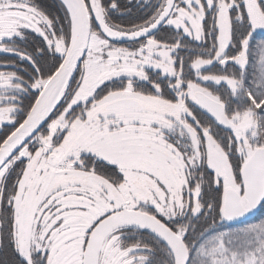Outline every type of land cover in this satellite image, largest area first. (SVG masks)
Wrapping results in <instances>:
<instances>
[{"label":"snow or ice","instance_id":"obj_1","mask_svg":"<svg viewBox=\"0 0 264 264\" xmlns=\"http://www.w3.org/2000/svg\"><path fill=\"white\" fill-rule=\"evenodd\" d=\"M123 9L0 0V254L264 264V0Z\"/></svg>","mask_w":264,"mask_h":264},{"label":"trees","instance_id":"obj_2","mask_svg":"<svg viewBox=\"0 0 264 264\" xmlns=\"http://www.w3.org/2000/svg\"><path fill=\"white\" fill-rule=\"evenodd\" d=\"M104 2L107 4L109 2V0H104ZM41 3L46 7V10L51 11L53 14H55L57 12V5H58V0H41ZM118 3L121 5V10L123 11V6L127 3V0H118ZM62 15V13H61ZM138 15V13L136 12V10H133L131 16L125 14L123 16H121L119 13H113L111 16V20L113 23L116 24H122L124 26H127L129 24V22L133 19H135V17ZM260 40H264V32H259L256 34L255 37V41H260ZM220 66L217 65V68H219ZM249 69H251L252 71V67L250 65ZM215 70V69H213ZM249 70V72H251ZM8 260V257L4 254H0V261H4L5 264Z\"/></svg>","mask_w":264,"mask_h":264},{"label":"rangeland","instance_id":"obj_3","mask_svg":"<svg viewBox=\"0 0 264 264\" xmlns=\"http://www.w3.org/2000/svg\"><path fill=\"white\" fill-rule=\"evenodd\" d=\"M153 2H155V0H153ZM136 22H139L138 20ZM208 46L210 47L212 44V39L208 38L207 40ZM118 46H127V43H118ZM0 59H3V57H0ZM251 71V69H249Z\"/></svg>","mask_w":264,"mask_h":264},{"label":"water","instance_id":"obj_4","mask_svg":"<svg viewBox=\"0 0 264 264\" xmlns=\"http://www.w3.org/2000/svg\"><path fill=\"white\" fill-rule=\"evenodd\" d=\"M117 43H127V41H124V42H117Z\"/></svg>","mask_w":264,"mask_h":264}]
</instances>
